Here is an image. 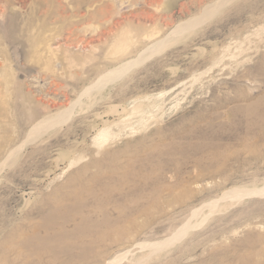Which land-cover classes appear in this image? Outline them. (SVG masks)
I'll use <instances>...</instances> for the list:
<instances>
[{"label":"rangeland","instance_id":"374dc122","mask_svg":"<svg viewBox=\"0 0 264 264\" xmlns=\"http://www.w3.org/2000/svg\"><path fill=\"white\" fill-rule=\"evenodd\" d=\"M219 1L0 0V264H264L220 199L264 186V0Z\"/></svg>","mask_w":264,"mask_h":264},{"label":"bare ground","instance_id":"6f19581e","mask_svg":"<svg viewBox=\"0 0 264 264\" xmlns=\"http://www.w3.org/2000/svg\"><path fill=\"white\" fill-rule=\"evenodd\" d=\"M219 2H224V0L223 1H219ZM216 5H220V4H216ZM219 7V6H218ZM204 10V9H203ZM214 10V9H213ZM212 9H211V11H209V12H207V11H205L203 14H202V18L204 19V17H206V16H209L210 15V13L213 11ZM201 18V19H202ZM193 21H195V20H192L191 22L193 23V24H197V23H194ZM196 22V21H195ZM198 23H199V21H198ZM200 23H201V21H200ZM186 23H184V25H185ZM188 24H190V22L189 23H187L186 24V26L184 27V28H182L183 27V25L182 26H178L176 29H174V31H173V34L174 33H177V32H182L183 30H185V29H187V28H189L190 26H187ZM192 24V25H193ZM195 25H193L192 26V28L195 26ZM192 28H189V29H192ZM185 32V31H184ZM182 34V33H181ZM169 36V35H168ZM178 37V36H177ZM175 39V38H174ZM170 40V39H169ZM173 42V41H172ZM157 44H160V43H157ZM157 44H154V46H152L151 48H149V50H152V51H157V50H155L156 48L155 47H157ZM164 46V45H163ZM152 53V52H151ZM134 63V62H133ZM132 63V64H133ZM126 64V63H125ZM130 64V63H129ZM129 64H127V65H124V63L122 64L123 66H121V67H119V68H117L116 70H114V71H112V72H110L109 74H107L106 76H104L103 77V79L101 80V81H99V85H98V83H97V85H98V87L99 86H101L102 84H104V82H107V81H109V80H111V79H115L116 78V76H118L119 74H121V70H124L123 68L125 67V66H128ZM127 68V67H126ZM110 78V79H109ZM104 81V82H103ZM85 90V89H84ZM87 90V89H86ZM86 90H85V92H82V94L83 93H85L86 94ZM90 90V89H89ZM88 91V90H87ZM81 98V97H80ZM73 104V103H72ZM56 114H58V113H56ZM55 114V115H56ZM48 127V125L46 124V123H44L43 124V122H41V123H39V125L38 126H36V127H34L35 129L34 130H32V132L31 133H29L28 134V136L30 135V137H33V136H35V135H38L39 133H42L46 128ZM105 139H106V135L103 133V131H100V132H98L97 133V135L95 136V141H96V143L97 144H99V143H102L103 141H105ZM14 153H15V150L14 151H12L11 150V154L9 155V157L8 158H10V157H12L13 155H14ZM253 194V193H259L260 195L261 194H263V196H264V186H262L261 188H245V189H242V188H233V189H230V190H228V191H226V192H224L222 195H221V197H220V199H230V200H232V199H238V198H240L241 196H243V195H246V194ZM217 202V201H216ZM216 202L215 203H211V204H208L207 205V212L208 213H211L212 212V210H214V207L216 206ZM219 208V207H218ZM204 214V213H203ZM198 215V213L197 214H195L194 215V217H196ZM202 215V214H201ZM200 215V216H201ZM205 215V214H204ZM206 216V215H205ZM202 217V216H201ZM186 228V227H185ZM179 231H183V228H181ZM178 231V232H179ZM164 244V242L163 243H161V245H163ZM158 245H159V242H154V243H143V244H141V248H147L148 250H150V252H154V251H156L157 249V247H158Z\"/></svg>","mask_w":264,"mask_h":264}]
</instances>
